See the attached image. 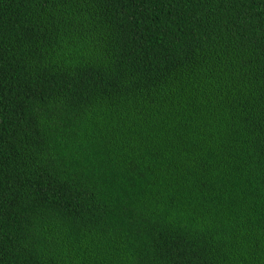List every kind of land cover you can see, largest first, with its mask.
I'll return each instance as SVG.
<instances>
[{"label": "trees", "instance_id": "trees-1", "mask_svg": "<svg viewBox=\"0 0 264 264\" xmlns=\"http://www.w3.org/2000/svg\"><path fill=\"white\" fill-rule=\"evenodd\" d=\"M0 264H264V0H0Z\"/></svg>", "mask_w": 264, "mask_h": 264}]
</instances>
